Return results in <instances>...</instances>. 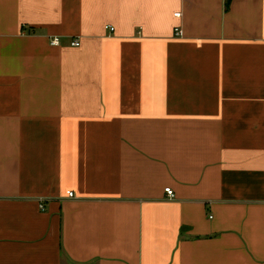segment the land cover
Instances as JSON below:
<instances>
[{"label":"crops","instance_id":"obj_1","mask_svg":"<svg viewBox=\"0 0 264 264\" xmlns=\"http://www.w3.org/2000/svg\"><path fill=\"white\" fill-rule=\"evenodd\" d=\"M0 264H264V0H0Z\"/></svg>","mask_w":264,"mask_h":264},{"label":"built area","instance_id":"obj_2","mask_svg":"<svg viewBox=\"0 0 264 264\" xmlns=\"http://www.w3.org/2000/svg\"><path fill=\"white\" fill-rule=\"evenodd\" d=\"M179 16H180L179 14H175V17H179ZM106 30H108L110 32L114 31V29L112 27H106ZM174 35L177 36V37H181L182 36L181 29L175 28L174 29ZM50 45L51 46H57L58 45V41L56 39H53V40L50 41ZM71 46L72 47H79V41L78 40H73L71 42ZM164 191H165L166 196L168 197V199H173L174 194H173V191L171 189H165ZM68 197L72 198L73 197L72 193H68Z\"/></svg>","mask_w":264,"mask_h":264},{"label":"trees","instance_id":"obj_3","mask_svg":"<svg viewBox=\"0 0 264 264\" xmlns=\"http://www.w3.org/2000/svg\"><path fill=\"white\" fill-rule=\"evenodd\" d=\"M232 0H225V8H227Z\"/></svg>","mask_w":264,"mask_h":264}]
</instances>
